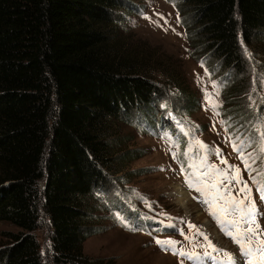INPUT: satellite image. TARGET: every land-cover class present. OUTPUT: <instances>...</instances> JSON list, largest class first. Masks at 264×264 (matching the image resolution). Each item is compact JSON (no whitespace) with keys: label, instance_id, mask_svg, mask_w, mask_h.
Instances as JSON below:
<instances>
[{"label":"trees","instance_id":"16d2710c","mask_svg":"<svg viewBox=\"0 0 264 264\" xmlns=\"http://www.w3.org/2000/svg\"><path fill=\"white\" fill-rule=\"evenodd\" d=\"M122 1L0 0V221L17 227L3 231L0 264H45L33 233L42 212L52 227V264H100L83 250L101 231L100 210L147 231L122 187L127 165L144 153L128 145L120 122L136 110L144 122L129 124L147 132L157 105L173 97L189 114L198 98L168 63L152 65L114 42ZM169 2L190 57L218 89L223 126L259 115L264 124V0ZM180 136L172 130L161 139L177 140L182 151L188 139Z\"/></svg>","mask_w":264,"mask_h":264},{"label":"rangeland","instance_id":"374dc122","mask_svg":"<svg viewBox=\"0 0 264 264\" xmlns=\"http://www.w3.org/2000/svg\"><path fill=\"white\" fill-rule=\"evenodd\" d=\"M122 2L127 8L119 13L122 23H117L114 28V42L120 40L123 44H128V52H143L144 59L147 58L152 65L168 63L169 70L174 69L182 74L186 86L196 94L198 102L189 114H183L176 109L178 105L174 103L173 97L168 102H162L157 105V124L151 127L145 119L150 129L147 132L134 124H129L135 119L139 121L138 123L140 120L144 122V117L136 110L126 116L129 123L120 122L122 131L129 133L131 137L128 145H133L144 153L127 165L129 173L124 179H129L130 182L122 185L125 199L143 215L158 222L159 227L161 222L167 223L165 224L167 227H164L166 230L152 231L153 227H149L146 232L128 229L117 222L112 212L100 210L101 231L84 241V253L98 259L100 264H196L194 262L201 263L204 260H209V264H212L210 262L212 257L227 254L226 248L234 247L235 243L225 231L231 226H221L216 218L209 215V207L203 202L204 194L196 190L200 185L189 187L186 177L193 172L189 165H199L201 159L206 157L205 166L200 168L201 172L208 171L207 166L211 165L219 169H227L228 165L239 167L243 181H247L252 189L251 198L258 209L256 222L259 225L260 236L263 235L264 200L261 199L258 185L252 179L258 171H264V155L258 152V145L262 143L261 132L264 131L262 118L256 111L260 119L253 124L244 117H239L236 121L238 126H230L226 122L224 126L221 125L220 117L215 113L216 108L210 105L207 98L210 94L220 106L218 89L209 79L206 68L190 57L186 32L179 22L174 5L169 0ZM155 71L154 74L159 76L160 70ZM234 128L237 129L231 130ZM172 130L176 137L180 136L181 132L187 136L188 145L182 151L177 140L173 144L161 139L162 134ZM237 137L248 144L244 149L245 156L252 153L253 156L259 157L252 164L256 171L249 172L240 153L234 150L232 141ZM196 141H203L208 146L207 149L198 147ZM180 152L185 154V159L179 157ZM217 152L219 154H216ZM223 160H226L227 164L222 163ZM249 162L251 163V160ZM229 175H232L231 169ZM45 182L46 179L39 181L41 190L45 189ZM241 186L235 182L229 185L232 188V195L242 198L244 194L238 191ZM178 187L183 188L185 196L190 199H186L185 204L178 201L179 198H183L181 194H176ZM118 201L119 205L124 203L121 198H118ZM229 219H239V215L235 214ZM190 225L197 226L205 234L198 235L197 231L191 230ZM244 227L247 225H241L242 230ZM5 230H17V227L7 221H0V243L5 240L3 236ZM33 233L41 243L45 264H52V227L49 217L44 212L41 214L39 227L33 230ZM158 233L161 240L178 241L177 249L196 252L199 254L198 258L190 259L172 250H163L153 238V235ZM205 237L209 238L219 251H213L211 247L190 249L195 242L197 246L199 245L196 240L203 241ZM237 250L238 253L243 252L238 244Z\"/></svg>","mask_w":264,"mask_h":264},{"label":"snow or ice","instance_id":"6c2138e0","mask_svg":"<svg viewBox=\"0 0 264 264\" xmlns=\"http://www.w3.org/2000/svg\"><path fill=\"white\" fill-rule=\"evenodd\" d=\"M245 52L250 57V53ZM208 101L210 105L215 108L218 107L212 96L208 95ZM262 143L259 145L258 152L260 155H264V131L261 132ZM250 143V142H249ZM198 147L207 149V145L203 141H196ZM233 148L240 153L241 159L244 161L245 168L249 172L256 171L253 169L252 164L255 162L258 156H253L252 153L244 154V149L248 144L244 140L232 141ZM215 151V150H214ZM216 154H219L218 152ZM175 156V153L173 154ZM205 158L201 159L199 165L191 164L189 167L193 169V172L186 177L189 187H194L197 184L196 190L204 194L205 199L203 202L208 205L210 214L216 218L221 226L229 225L230 228L225 229L226 234L233 237L236 243L243 250L244 255L248 258L247 264H264V239H260L259 225L256 222V216L258 209L256 208L255 201L251 198L252 189L249 187L247 181H243L240 175V168L228 165L227 169H219L215 165L207 166L208 171L201 172V166H205ZM251 160V163L249 162ZM222 163L227 164L226 160ZM229 169L232 171V175H229ZM259 177V179H257ZM253 182L258 185V191L261 193V199L264 200V171H258L256 176L252 177ZM242 185L238 191L244 194L242 198L232 195V188L229 185L233 184ZM235 214L239 215V219H229L230 216ZM125 227H130L132 230H138L135 226L128 224L124 221ZM241 225H247L243 230ZM190 227L195 228L194 225ZM199 232V229H196ZM200 235H204L200 233ZM207 239V237H205ZM258 239L259 244L255 245L253 240ZM156 243L162 247L163 250H172L174 253H178L181 256H187L190 259L198 258L196 252H184L176 248L178 241L172 239L160 240L157 239ZM203 247V245H200ZM208 246L213 251H219L211 242H208ZM210 255V254H208ZM226 259L231 261L232 257L229 254Z\"/></svg>","mask_w":264,"mask_h":264},{"label":"bare ground","instance_id":"6f19581e","mask_svg":"<svg viewBox=\"0 0 264 264\" xmlns=\"http://www.w3.org/2000/svg\"><path fill=\"white\" fill-rule=\"evenodd\" d=\"M177 187V186H176ZM176 194H181V197L183 198H179V202H181L182 204H185V200L188 199L190 200L189 198H187V196H185V192H184V189L183 188H180L178 187L177 190H176ZM188 206V205H187Z\"/></svg>","mask_w":264,"mask_h":264},{"label":"water","instance_id":"95a60500","mask_svg":"<svg viewBox=\"0 0 264 264\" xmlns=\"http://www.w3.org/2000/svg\"><path fill=\"white\" fill-rule=\"evenodd\" d=\"M46 187V182H45V184H44V188Z\"/></svg>","mask_w":264,"mask_h":264}]
</instances>
